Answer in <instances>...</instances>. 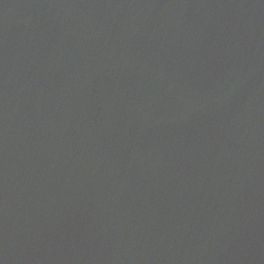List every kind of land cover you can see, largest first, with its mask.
<instances>
[{"label": "water", "instance_id": "1", "mask_svg": "<svg viewBox=\"0 0 264 264\" xmlns=\"http://www.w3.org/2000/svg\"><path fill=\"white\" fill-rule=\"evenodd\" d=\"M0 264H264V0H0Z\"/></svg>", "mask_w": 264, "mask_h": 264}]
</instances>
